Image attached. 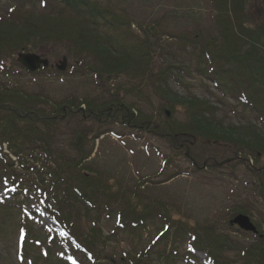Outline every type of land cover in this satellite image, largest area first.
Listing matches in <instances>:
<instances>
[{
	"label": "rangeland",
	"instance_id": "rangeland-1",
	"mask_svg": "<svg viewBox=\"0 0 264 264\" xmlns=\"http://www.w3.org/2000/svg\"><path fill=\"white\" fill-rule=\"evenodd\" d=\"M90 1L114 15L107 21L96 19V30L115 36L121 46V42L127 47L141 43L144 35L140 24L154 27L156 55L152 75L140 78L126 71L112 75L101 72L103 60H98L92 53H73L72 44L65 39L55 40V43L32 39L33 43L24 42L17 50L3 45L4 59H0V91L11 87V91H17L12 93L13 99L17 93L23 100L31 97L33 104L46 109L48 114L50 109L53 112V106L65 102L67 105L81 103L80 108L88 112V105L96 108L121 101L134 110L140 121L126 124L121 120H107L99 123L72 113L63 116L62 126L53 130L56 138L51 140L52 148L61 152L69 163L79 162L83 152L86 159L73 172L80 173V167L87 169L89 180L97 185L95 201L87 205L89 210L83 207L85 215L79 218L80 242H87L91 229H96L98 249L93 251L96 262L84 260L81 254L77 258L81 264H130L141 255L143 258L138 264H205L208 251L201 248L203 243L207 249L212 247V251L213 247H221L217 256L224 261L238 259L242 250L255 242L256 237L231 224V220L243 213L264 231V173H261L264 171V151L239 149L233 141L206 140L190 133L186 135H194L196 140L190 146L193 158H189L180 142L193 139L186 136L188 138L174 142L173 134L169 135L167 130L174 129L175 123L184 127L189 125L187 109L170 102L178 95L197 97L208 103L212 106L211 117L224 128L249 129L248 133L243 132L244 135L237 137L252 145V133L264 132L262 115L244 106L237 97L241 94L238 83L229 82L224 87L221 82L226 76L218 73L221 76L214 79L207 71V66L227 70L223 59L220 56L214 58L213 54H224L222 49L228 46L234 48L232 42L240 39L237 30L241 22H246L248 29L260 25L264 20V0H246L243 8L236 4L242 10L237 14L232 11L234 3L229 0ZM86 10L78 6L73 12L60 0H0V16L17 26L28 21L47 27L57 19L70 22L73 16L89 19ZM117 17L123 19L124 25L112 23L114 18L118 21ZM205 46L210 57L201 55ZM22 51L47 58L50 66L45 70L37 69L33 74L26 71L16 61ZM63 58H66V68L61 71L57 66L62 65ZM240 73L243 72L240 70ZM165 75L168 76L167 84L163 83ZM240 75L242 77L244 73ZM164 90L174 96L166 98ZM9 113L1 111L0 118ZM41 128L47 132L48 127ZM81 132L86 136L80 149L76 150L73 143L81 139ZM194 132L199 134L196 130ZM227 159L231 160L226 163ZM12 170L21 177L24 173L17 166ZM10 173L11 170L6 174ZM3 174L1 171L0 178H5ZM3 178L0 181V203H8V207L0 209V218L1 215L5 217L1 221L5 226L0 227V264H71L73 248L70 249L69 245L59 248L63 247L61 245L67 237H64V243L54 241L46 257L36 244L37 239L43 240L41 243L44 244L50 234L61 229L46 211H36L34 229L39 238H32L35 230L28 233L25 230L27 241L24 247L19 246L20 230L26 225L22 215L24 209L33 214V209L40 204V196L28 190H33L31 182L35 177L32 174L22 177L24 192L28 190L32 197L30 201L22 196L9 197L11 193L3 190ZM98 185L105 190H99ZM106 200L108 206L104 204ZM130 208L134 214L141 213L142 216L126 219L128 213L125 212V217L123 213ZM143 208H146L144 212ZM97 217L99 224L93 227ZM178 229L181 233L175 237ZM192 243L194 251L189 249Z\"/></svg>",
	"mask_w": 264,
	"mask_h": 264
},
{
	"label": "trees",
	"instance_id": "trees-1",
	"mask_svg": "<svg viewBox=\"0 0 264 264\" xmlns=\"http://www.w3.org/2000/svg\"><path fill=\"white\" fill-rule=\"evenodd\" d=\"M229 1L234 3L232 9L234 14H237L238 11L241 12L242 10H240L238 6L243 8V3L246 2V0ZM60 2L62 4L64 3L65 8L73 12L78 9V6H82L84 11L88 9V13L90 14L89 19L87 17L81 18L73 16L70 22L57 19L58 21H52L47 27H44L38 23L34 24L28 22L26 19V22H24L22 26H17L13 22L7 23L8 19L6 18L7 20H5L3 16H0V59H4L2 56L4 53L2 49L3 45L9 46L11 50H17L24 42L33 43V41H31L32 39L36 40L40 38V42L49 41L54 43L55 40L64 41L65 39L72 44L73 53H78L80 51L92 53L98 60H103L101 61L103 63V69L100 70L101 72L104 71L112 75L114 73L119 74L122 73V71H126L125 73L129 72L140 78L153 74V60L156 55L154 53L156 51V41L154 40V38H156V33L154 27H143V25L140 24L139 28L144 35L141 43H136L132 48L130 46H124L123 42H121V46L115 36L109 33H100L96 30V27H98L96 19L107 21L108 17L114 16L108 9L100 7L97 4H91L90 0H60ZM117 20L118 21H115L114 18L112 23L115 22L116 26L124 25V23H122V18L117 17ZM65 27L66 29H64ZM248 27L246 22L240 23V29L237 30V35L240 33L239 37L241 40L238 38L239 40H234L232 42L235 44L234 48L232 47L233 49L231 46H228L226 49H222L225 55L213 54V57L219 58L220 56V58L223 59L224 66L227 67V70L224 71V69L219 70L215 68V71L212 67L209 73L214 75V79L217 76H221L218 73L226 76L227 78L221 82L224 84V87L229 82L233 85L237 82L238 87H240L239 91L242 94H237L240 102H242L244 106L252 108L264 118V20L258 26H253L250 29H248ZM172 37H174V35H172ZM182 39L184 41L189 40L188 38ZM193 43L197 44L195 41ZM201 55H210L207 46L201 51ZM78 59L76 62L80 60ZM240 70L244 73V75H242L243 78L240 75L243 73L239 74ZM163 83H168V76L166 77L165 75L163 77ZM242 84H245V86H242ZM11 89L12 88L9 87L8 89L5 88L0 91V114L1 111L5 110L10 112L8 115H2V118H0V173L3 171V175L7 176H4L5 178L1 176V178L4 179V184L15 186L14 197L16 198L22 196L27 198V201H30L32 197L28 194V190L40 196V207L46 210L50 215H53L59 224L65 226L64 228L70 229L73 236L80 240L82 237L80 235L79 218L85 215L83 207L88 209V203H93L95 201L97 185L95 182L89 180L88 175L90 173L87 169L80 167V173L73 172L74 169L78 168L81 162L86 159L83 152L80 153L81 158L79 162L69 163L64 160V155L61 152L52 148L51 140L52 138H56V135L53 134V130L56 131L57 127L62 126L61 123L64 120L63 116H68L72 113L77 115L82 114L86 119L99 123L107 122V120L108 122H110V120H113V122L121 120L126 124L132 122L140 123V121L135 117L134 110L121 101H112L108 104H104L102 107L97 106L96 108L94 106L89 107L88 105V112L80 108L81 103L76 104L71 102L67 105L65 102L63 105L53 106V112L48 108L50 109V113L48 114L46 109L45 111L39 108V106L36 107L31 97H27L23 100L19 97L20 93H17L13 97L19 98L21 101H17L19 99L15 100L16 98L13 99L11 95L17 91H11ZM164 92L166 98L174 96L169 90H164ZM38 97L39 96H35L37 100L39 99ZM173 99L175 102L170 101L173 106L178 104L187 109L190 114L189 125H185L184 127L181 126V124L175 123L174 129L167 130L169 135L173 134L174 142L176 141V135L179 139L183 137L188 138L186 136H190L193 141L183 139L181 143H188V145L191 146L196 140L194 135H198L206 140L233 141L239 149L240 147H245L251 151L257 150L259 153L260 151L258 150L264 151V132L260 133L257 131L252 133L253 136L251 137L253 139L251 141H253L254 144L252 145L244 138L237 137V135H244L243 132L249 131V129L242 131L241 128L234 126L230 128L222 127L221 124H218L213 117H211L213 114L210 107L212 106H209L208 103L197 97L187 98L176 95V98ZM42 100L46 102V99L43 98ZM43 107L46 108V106ZM41 127H44V129L48 127L46 130L47 132H44ZM194 130L199 132V134L195 133ZM190 133L194 135H186ZM85 136L86 133L81 132L79 134L81 139L73 143L76 150L80 149L81 141ZM4 144H7L8 152L4 151ZM11 155L16 157V159H13ZM16 163L17 165H15ZM15 166L21 168L24 172L22 177L29 174L35 177L33 183L31 182L33 190L28 189L26 193L24 192L26 188H23L24 184L22 183L24 181L21 175H17V173H14L12 170ZM10 170L11 173L7 175V171ZM261 173H264V171ZM1 178L0 181L2 180ZM25 182H27V180ZM98 188L99 190H105V187H101V185H98ZM101 196H103V193ZM104 204L108 206V200H106ZM7 207L8 203H0L1 210ZM34 210L35 209H33L32 212H34ZM144 210H146V208H143L142 212H144ZM242 211L246 212L245 210ZM125 212L128 213L126 219L133 216H135V218L142 216L141 213L134 214L132 208L124 211V217L126 214ZM3 218H5L4 215H1L0 227L5 226L1 223ZM97 219L98 221L94 223L93 227L98 226L99 218L97 217ZM138 220L142 221V218H138ZM23 221L31 232L35 230L34 227L36 222L33 220L32 213H25ZM257 228L259 232L253 234L256 237V241L243 249L242 253H240V257L236 260L224 261L221 256H217L222 250L221 247H213L214 249L212 251V247L207 249L205 245L201 243V248L208 251L209 264H264V231L261 227ZM91 230L92 233L88 236L87 242H82L79 248V252L86 260H93L95 256L93 251L98 249L96 229L92 228ZM33 233L36 234L34 235ZM33 233L32 238H37L38 233L36 230ZM179 233H181L180 229H178L175 237H178ZM41 237L42 236H40V238ZM37 240L39 241L40 239ZM200 240L203 242L204 239L200 237ZM213 242L217 243L214 238ZM52 244L55 243L52 242ZM52 244L51 241H47V243L45 241L44 244H40V246L41 248L43 246L47 253H50V245ZM173 251L176 252V249ZM141 258L143 257L140 255L139 259H136L135 262L130 264H138ZM95 262L92 264H95Z\"/></svg>",
	"mask_w": 264,
	"mask_h": 264
},
{
	"label": "water",
	"instance_id": "water-1",
	"mask_svg": "<svg viewBox=\"0 0 264 264\" xmlns=\"http://www.w3.org/2000/svg\"><path fill=\"white\" fill-rule=\"evenodd\" d=\"M17 61L30 71H35L41 66L49 65L48 59L42 58L35 53H19ZM61 63L62 65H59L58 69L63 71L66 68V58H63ZM231 223L239 225V227L245 231H257L250 218L246 215H238L234 220L231 221Z\"/></svg>",
	"mask_w": 264,
	"mask_h": 264
}]
</instances>
